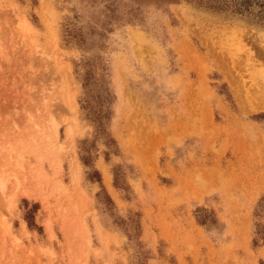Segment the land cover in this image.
<instances>
[{
	"label": "rangeland",
	"instance_id": "obj_1",
	"mask_svg": "<svg viewBox=\"0 0 264 264\" xmlns=\"http://www.w3.org/2000/svg\"><path fill=\"white\" fill-rule=\"evenodd\" d=\"M0 264H264V31L0 0Z\"/></svg>",
	"mask_w": 264,
	"mask_h": 264
},
{
	"label": "trees",
	"instance_id": "obj_2",
	"mask_svg": "<svg viewBox=\"0 0 264 264\" xmlns=\"http://www.w3.org/2000/svg\"><path fill=\"white\" fill-rule=\"evenodd\" d=\"M171 2H186L220 15L225 20H239L264 31V0H171ZM26 221L29 228L37 227L33 226L34 223L28 216Z\"/></svg>",
	"mask_w": 264,
	"mask_h": 264
},
{
	"label": "bare ground",
	"instance_id": "obj_3",
	"mask_svg": "<svg viewBox=\"0 0 264 264\" xmlns=\"http://www.w3.org/2000/svg\"><path fill=\"white\" fill-rule=\"evenodd\" d=\"M237 92H238V91H236V94H237ZM238 94H239V93H238ZM240 95H241V94L237 95V96H239V99H241V96H240Z\"/></svg>",
	"mask_w": 264,
	"mask_h": 264
}]
</instances>
